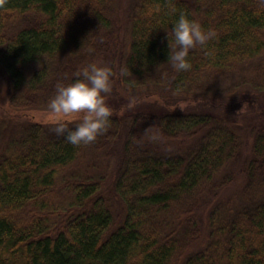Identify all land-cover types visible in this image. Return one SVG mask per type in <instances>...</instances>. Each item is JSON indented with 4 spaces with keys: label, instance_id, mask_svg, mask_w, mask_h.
Returning a JSON list of instances; mask_svg holds the SVG:
<instances>
[{
    "label": "trees",
    "instance_id": "trees-1",
    "mask_svg": "<svg viewBox=\"0 0 264 264\" xmlns=\"http://www.w3.org/2000/svg\"><path fill=\"white\" fill-rule=\"evenodd\" d=\"M116 1L0 2V264H264V115L245 142L231 117L168 101L205 99L232 76L264 101V0H136L119 81L163 88V102H108V132L73 145L44 106L89 61L122 59ZM181 11L217 37L176 72L168 30Z\"/></svg>",
    "mask_w": 264,
    "mask_h": 264
},
{
    "label": "clouds",
    "instance_id": "clouds-1",
    "mask_svg": "<svg viewBox=\"0 0 264 264\" xmlns=\"http://www.w3.org/2000/svg\"><path fill=\"white\" fill-rule=\"evenodd\" d=\"M170 10L173 13L177 11L174 6ZM160 11L157 4L149 7L146 14L155 15ZM216 37L214 29H205L199 20L191 18L186 12H179L168 30L170 51L167 62L176 72L190 69L191 53L198 46L207 48L209 42ZM205 54L212 55L211 51H206ZM112 74V68L107 64L92 62L80 69L76 78L70 82H57L55 94L48 103L57 134L64 136L73 145H80L92 143L108 132L113 114V109L107 102V94L112 92ZM135 103V97H129L128 107H133ZM74 120L79 122L75 128L70 129L69 124Z\"/></svg>",
    "mask_w": 264,
    "mask_h": 264
},
{
    "label": "rangeland",
    "instance_id": "rangeland-1",
    "mask_svg": "<svg viewBox=\"0 0 264 264\" xmlns=\"http://www.w3.org/2000/svg\"><path fill=\"white\" fill-rule=\"evenodd\" d=\"M136 0H117L116 1V8L119 15V23L121 25V29L119 31V36H120V41H121V46H120V54L122 55V59L120 60L121 57H118L114 63H115V69L112 68V92L107 94L108 100L107 102H112L116 103L119 105H124L128 103L129 97H135L136 103L134 105V108H137L138 103H143V106H157L162 104V95L158 92L161 91L163 92V88H158V87H151L148 89V92L146 90H136L128 87L125 83L120 82L119 78L121 76V71L123 69V66L125 65V53L129 52L130 50V45L132 41V23L130 20V14L132 13L133 9V4L135 3ZM92 62H97V63H104L107 64L108 66L111 67L110 63L104 60H99L95 59L93 61H89L88 64ZM237 76H232L230 78H222L218 79L214 84H213V90L208 93V97L205 99H194L192 97H187V95L184 96V94H171L168 96L169 102L172 104L179 103V107L181 109L187 108V107H192L195 109H200V110H210L211 112L213 111H219L225 116L231 117V121L229 122L232 126L237 127V131L241 133L242 138L244 137L247 142V138L249 139L247 133L248 130V119L250 117L252 118L253 116L257 115H264V101L262 102H252L250 103L249 98H253L254 95L252 94V91H249V89L241 86H236L234 82L237 80ZM145 97L142 96V94H146ZM10 94V85H9V80L6 77V75L3 73L2 69H0V116L5 117V118H10L9 113L7 114L8 108H7V102H8V97ZM184 97H187L186 99ZM145 98V99H143ZM164 98V97H163ZM143 99V100H142ZM264 99V98H263ZM142 106V107H143ZM43 108V107H41ZM122 108V107H121ZM146 108V107H144ZM48 109V104L44 106V111ZM49 111V109H48ZM51 115H49L50 117ZM13 120H23L22 118H17L14 117L12 118ZM259 120V117L257 118ZM264 126V125H263ZM241 127V128H239ZM144 133H151L152 136H154V133L149 129L148 125H143L142 126ZM146 139L149 141L147 135ZM241 138V139H242ZM244 141V139H243ZM249 149L244 152L246 158L248 157L247 152ZM245 158V159H246ZM243 160V157H242ZM241 166L238 165L237 167L239 168ZM238 184V182L236 183ZM238 190H241L240 185L238 184L236 186ZM239 192V191H237ZM250 202L247 201L245 202L244 200H239L236 204V206H246ZM115 213H117V208L118 205L115 203ZM120 216H118V219Z\"/></svg>",
    "mask_w": 264,
    "mask_h": 264
}]
</instances>
